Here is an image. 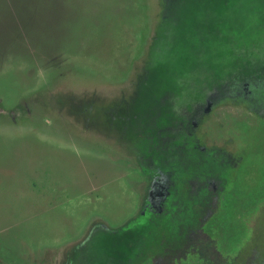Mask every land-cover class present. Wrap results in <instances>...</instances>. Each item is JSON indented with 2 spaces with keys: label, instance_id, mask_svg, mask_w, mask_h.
Returning <instances> with one entry per match:
<instances>
[{
  "label": "rangeland",
  "instance_id": "1",
  "mask_svg": "<svg viewBox=\"0 0 264 264\" xmlns=\"http://www.w3.org/2000/svg\"><path fill=\"white\" fill-rule=\"evenodd\" d=\"M263 200L264 0H0V264H264Z\"/></svg>",
  "mask_w": 264,
  "mask_h": 264
},
{
  "label": "trees",
  "instance_id": "2",
  "mask_svg": "<svg viewBox=\"0 0 264 264\" xmlns=\"http://www.w3.org/2000/svg\"><path fill=\"white\" fill-rule=\"evenodd\" d=\"M52 66H54V65H52ZM39 66H37V68H38ZM36 69V68H35ZM210 197V196H209ZM212 199H213V201H214V203H216V208H217V206H218V203L221 201V198H222V196L221 195H213L212 197H211ZM264 201V200H263ZM259 202H261V201H259ZM259 202H257V204L259 203ZM202 202H200V204H201ZM199 204V206H198V208L197 209H199V210H201V213L200 214H198L197 213V216L198 217H200L201 219H203V218H205L207 215H208V211H206V209H204V207H203V205L204 204H202V205H200ZM256 204V209H257V205ZM215 208V209H216ZM187 213L188 212H184V214L185 215H187ZM199 221H200V219H199ZM199 227V226H198ZM197 228V227H196ZM163 235H164V233H170L171 232V228L170 227H167L166 225L165 226H163ZM200 229H201V227H200ZM155 231H159V228L157 229V230H155Z\"/></svg>",
  "mask_w": 264,
  "mask_h": 264
}]
</instances>
